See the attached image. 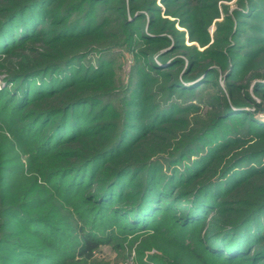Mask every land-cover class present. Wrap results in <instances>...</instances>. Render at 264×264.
Segmentation results:
<instances>
[{"label":"trees","instance_id":"obj_1","mask_svg":"<svg viewBox=\"0 0 264 264\" xmlns=\"http://www.w3.org/2000/svg\"><path fill=\"white\" fill-rule=\"evenodd\" d=\"M219 1L0 0V264H264V0Z\"/></svg>","mask_w":264,"mask_h":264},{"label":"rangeland","instance_id":"obj_2","mask_svg":"<svg viewBox=\"0 0 264 264\" xmlns=\"http://www.w3.org/2000/svg\"><path fill=\"white\" fill-rule=\"evenodd\" d=\"M239 1L240 0L219 1L218 6L220 14L209 26L211 35L214 34L216 29V22L223 21L227 15L232 16L233 11L236 9H245V6L241 5ZM158 4L165 9L161 0H158ZM169 17L171 19H176V17L173 16ZM176 25L180 30H186V27H183L178 22ZM186 42L188 45H198L201 50L208 46H201L199 43L191 41L188 32ZM132 61V56L127 54L124 58L123 65L126 72L130 71ZM4 85V81L1 80L0 87H3ZM61 213H63V211H61ZM164 249L168 251L167 254L163 251ZM158 257L164 258L166 260L165 262H171L172 259L175 263L181 264L182 253L180 251L178 252L175 248L167 247L165 242L158 237H150V235H142L139 237H135V235L132 237L129 235L126 237L121 235L110 243L103 244L97 249L87 264H159L157 260ZM140 258H142V261Z\"/></svg>","mask_w":264,"mask_h":264}]
</instances>
